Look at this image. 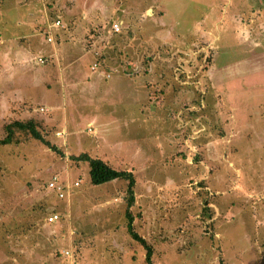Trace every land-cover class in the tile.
Wrapping results in <instances>:
<instances>
[{
	"label": "rangeland",
	"instance_id": "rangeland-1",
	"mask_svg": "<svg viewBox=\"0 0 264 264\" xmlns=\"http://www.w3.org/2000/svg\"><path fill=\"white\" fill-rule=\"evenodd\" d=\"M57 16L76 61L42 82L33 35ZM262 49L264 0H0V138L33 119L58 150L20 131L0 145V264H147L127 212L152 264H264ZM83 152L131 169L129 208Z\"/></svg>",
	"mask_w": 264,
	"mask_h": 264
},
{
	"label": "trees",
	"instance_id": "trees-1",
	"mask_svg": "<svg viewBox=\"0 0 264 264\" xmlns=\"http://www.w3.org/2000/svg\"><path fill=\"white\" fill-rule=\"evenodd\" d=\"M45 1V0H44ZM50 6L51 4L48 3ZM112 22H110L111 28ZM112 30V29H111ZM113 33L114 32L112 30ZM6 134L3 138H0V145L9 144L14 141V134L16 131L28 133L33 138L45 143L46 145L50 146L52 150L58 151L57 148L50 144V142L44 139L43 135L41 134L40 130L37 128L36 122L33 119L28 120H13L5 125ZM72 159L76 161H84L87 162L88 168V175L89 181L92 185H101L105 184L114 180H124L126 181V204L127 208H129L134 203V185H135V178L132 171L127 169H116L108 164L105 160L92 157L89 154L83 152L78 154L77 156L72 155ZM63 185V184H62ZM69 188L63 185L64 196L60 197V199H65L67 197V190ZM54 213V212H52ZM128 223H127V231L131 235V237L138 241L141 245L144 246L145 252V261L147 264H152L151 262V246L145 241L143 237H141L134 229L131 224V215L128 214ZM51 223V222H48ZM221 264V262L219 263Z\"/></svg>",
	"mask_w": 264,
	"mask_h": 264
},
{
	"label": "crops",
	"instance_id": "crops-1",
	"mask_svg": "<svg viewBox=\"0 0 264 264\" xmlns=\"http://www.w3.org/2000/svg\"><path fill=\"white\" fill-rule=\"evenodd\" d=\"M57 18L60 19V17L57 16L54 18V20ZM53 21L44 22L40 26L39 30L36 31V33L34 32V35L32 34L33 39L36 41L38 40V45L36 46L38 48H36V49L33 48L32 50H30V68H33L30 70V73L34 70V68L38 69V71L34 70L33 73L36 75V77H40L39 80H41L42 82L46 81L45 76H46L47 72L50 73V71H51L52 72L51 76L53 75L52 76L53 78H58L61 75L60 68L62 66L72 65L73 62L76 61V57L72 56L73 57V62H72L71 57L66 55L65 50H64L65 47L68 44H70L69 41H67V39H63V37H62L63 34H65V31H67V29H68L67 25H64V23L61 21L63 24L62 26H55V25H52ZM248 34L249 33H246V35H248ZM48 36L51 37L50 41H48V39H47ZM250 37H251V34H250ZM43 40H45L47 44ZM255 40H257L256 42L259 43V45H260L259 39H255ZM61 44H62V47H61ZM259 54H261L260 56H264V49H262ZM65 55H66V58L64 57V59L69 60V61L64 65H61L60 60ZM81 55H83V54H81ZM23 56H27V54H24ZM51 56H52L51 61L53 64L49 61V57H51ZM35 57H36V59H35ZM38 58H41L42 61H39ZM96 67L97 66H92L91 67V68H93V71H92L90 69V65H89V70H91L92 72H89V75L87 77L91 76V77H95V79L100 78L101 75L104 76L105 79H109V78L113 77V76H110L108 74L109 71H107L105 69H101V68H96ZM96 69H98V70L96 71ZM106 73L109 75L108 76L109 78H106ZM72 75H75L74 70H72ZM85 77H86V74H85ZM37 83H41V82H34V85H37ZM45 98L46 97H44V99ZM30 99H31V97H30ZM46 103L48 104L50 102L44 101V102L39 103L37 106H40L39 107L40 110L38 108L37 109L33 108V109L35 111L39 110L40 113H42V114L49 113L48 111H50L52 109H56V108L58 109V106L56 104L50 103L49 105L45 106L44 104H46ZM57 103H58V101H57ZM227 110H228V113L231 112L230 109H227ZM50 113H51V111H50ZM229 116H231V114ZM89 123L93 124L92 122H89ZM56 132H60L59 135H61L60 130H58ZM214 205L216 206V205H220V204L215 203ZM218 212H221V207H219V206H218ZM259 258L260 257H257L258 260H259Z\"/></svg>",
	"mask_w": 264,
	"mask_h": 264
},
{
	"label": "built area",
	"instance_id": "built-area-1",
	"mask_svg": "<svg viewBox=\"0 0 264 264\" xmlns=\"http://www.w3.org/2000/svg\"><path fill=\"white\" fill-rule=\"evenodd\" d=\"M52 25H55V26H62V22L60 19H55L53 22H52ZM111 29L114 31V32H118L119 29H120V22H112V25H111ZM48 41L51 40V37L48 36L47 37ZM39 61H42L41 58H38ZM94 66H96L94 64ZM60 132H57L56 134L59 135ZM77 185V183H75ZM48 187L51 188V189H56V191L58 192V196L59 197H62L64 196V190H63V185L59 182V180L57 179L56 176L52 177V179L49 181L48 183ZM67 188V187H66ZM58 219V215L56 213H52L51 215H49L46 220L47 222H54Z\"/></svg>",
	"mask_w": 264,
	"mask_h": 264
}]
</instances>
